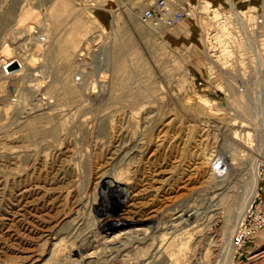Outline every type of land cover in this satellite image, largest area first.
Listing matches in <instances>:
<instances>
[{"label":"rangeland","instance_id":"1","mask_svg":"<svg viewBox=\"0 0 264 264\" xmlns=\"http://www.w3.org/2000/svg\"><path fill=\"white\" fill-rule=\"evenodd\" d=\"M152 1L0 0V264H264V229L230 244L264 202V92L198 85L203 1L167 0L200 13L173 29Z\"/></svg>","mask_w":264,"mask_h":264},{"label":"built area","instance_id":"2","mask_svg":"<svg viewBox=\"0 0 264 264\" xmlns=\"http://www.w3.org/2000/svg\"><path fill=\"white\" fill-rule=\"evenodd\" d=\"M167 0H153L141 11L138 16L140 23L148 26H156L160 24L167 29H173L177 27L182 21L186 19H192L193 15L196 17L199 15V11L188 9L189 6L181 5V7L171 9L170 4L172 2H166ZM218 14V22L226 23L230 25V31L232 40L230 37L220 35L217 28L211 27L207 32L201 33V43L207 50L206 59L207 70L204 72L202 81H197L198 85L204 88V85L212 89V93L218 92L223 94L220 88H216L223 80L229 79L230 81H236L237 91L242 92L243 88H239V83L245 85L247 81L242 79L243 70L249 69V76H251L250 84L257 87L256 93L264 92V70L261 69L260 63L261 55L264 56V40L262 34V10H250L249 14L246 10H237L235 17H228L226 11L222 10H210ZM198 12V13H197ZM207 17V16H206ZM205 20H207L205 18ZM219 35H218V34ZM262 34V36H260ZM235 42L241 43L248 47L249 55L242 56L241 58L233 55L223 54L218 48L227 47V44ZM216 45L215 47H213ZM227 52V51H226ZM258 52V57L255 56ZM216 65V67H215ZM233 66L234 73H229L228 68ZM256 66V68H254ZM215 67V68H214ZM261 69V70H260ZM227 73V75H224ZM224 79V80H225ZM220 89V91L218 90ZM264 151V148H263ZM264 155V152H263ZM261 202L258 199H254L252 204L246 210L245 218L241 221L238 229L233 237H231L232 247L235 249L243 248L247 241L257 232L264 229V210L261 206Z\"/></svg>","mask_w":264,"mask_h":264},{"label":"bare ground","instance_id":"3","mask_svg":"<svg viewBox=\"0 0 264 264\" xmlns=\"http://www.w3.org/2000/svg\"><path fill=\"white\" fill-rule=\"evenodd\" d=\"M111 1H115V0H111ZM203 1V7L205 8V10H207V14L209 15V17H208V20H210V18H211V23H210V25H211V27H214L215 26V28H217L218 29V31L220 32V35H223V36H225V37H230V39L232 40L233 38H232V35H231V31H230V25H228V24H226V23H223V22H221V23H219L218 22V14L217 13H215V12H212V11H210V10H217L218 8H212V6H205L204 5V1L205 0H201V2ZM223 2H224V4L227 6V8H228V10H222V11H226V14H228V17H235V15H236V12L234 11V10H232L230 7H228V5H227V0H223ZM230 2H231V4H233L232 3V1L230 0ZM149 5V4H148ZM201 5V3L198 5V8L199 9H201L200 6ZM197 6V5H196ZM249 6H251V5H249ZM263 6H264V0H263ZM214 7V6H213ZM196 8V7H195ZM212 8V9H211ZM235 9H236V7H235ZM219 10V9H218ZM260 10H262L261 8H260ZM249 11L250 10H246V13L247 14H249ZM262 12H263V10H262ZM216 17V18H215ZM213 18H214V20H213ZM262 21H263V25H262V28H263V26H264V20H263V13H262ZM159 26H161L160 24H158V25H156V26H153V27H159ZM261 28V29H262ZM218 34V33H217ZM219 35V34H218ZM237 45H239V46H246L245 44L244 45H242L241 43H235V42H231V43H229V44H227V47H220V48H218V50L220 51V52H223L224 50H226L225 52H223V54H225V56H227V55H233V56H237V57H239V58H241L242 56H244L245 54H246V51H247V53L249 52L247 49H248V47L246 46L245 47V49H242V50H240V51H238V49L236 50V46ZM216 45H214L213 47H215ZM237 53H236V52ZM249 55V53L248 54H246V56H248ZM257 57V56H256ZM1 63L2 64H4V61H2L1 60ZM17 64L16 65V68H12V69H9L10 68V66L12 65V64ZM212 63H210V65H211ZM17 66H18V69H17ZM215 67H216V65H215ZM214 67V68H215ZM260 67H261V65H260ZM5 68H6V74H8V75H10V74H13V73H16V72H19L20 70H21V66H20V64L16 61V60H12L11 62H9L8 64H6L5 65ZM254 68H256V66L254 67ZM261 69H263L264 70V64H263V66L261 67ZM260 69V70H261ZM12 72H11V71ZM10 71V72H9ZM239 88H243V90H242V92H238L239 94H242V93H244L245 91V89H244V85L243 84H240L239 83ZM236 89H237V87H236ZM263 99V98H262ZM263 139V138H262ZM260 145H262L260 148H259V151L258 152H256V154H255V161H253L254 162V164L252 165V167H253V170L257 173V168H258V165H257V159H262L263 160V163H262V165H264V155H263V148H264V139L263 140H260ZM260 155V156H259ZM221 159L220 158H217L216 159V161H215V163H216V167L217 168H219V169H216L215 170V172L213 173L215 176H220V175H222L223 173H224V171H223V169H222V165H220L219 164V161H220ZM222 163V162H221ZM262 168H264L263 166H262ZM105 185V184H104ZM106 185H108V186H110V185H114V183H112V181L111 182H109V183H107ZM107 187V186H106ZM115 188L117 187V186H114ZM113 190V189H112ZM115 190V189H114ZM258 198V196H256L255 198H253L250 202H249V205L247 206V208H246V210L249 208V206L252 204V202L254 201V199H257ZM260 202H261V200L260 199H258ZM262 204H261V206L263 207V210H264V202H261ZM246 210H245V212H246ZM244 212V214H243V216L241 217V219H240V222H239V224H238V226H237V228H236V230L238 229V227H239V225H240V223H241V221L245 218V215H246V213ZM118 223V224H116L118 227H121V226H125V225H127L128 223H125L124 222V219H120V220H116L115 221V223ZM236 230L234 231V233H233V235L235 234V232H236ZM262 231V230H261ZM261 231H259V232H257L256 234H254L253 236H255V235H257V234H259ZM233 235H232V237H233ZM252 236V237H253ZM251 237V238H252ZM230 244H231V247H232V242L230 241ZM233 248V247H232ZM234 250H235V248H233Z\"/></svg>","mask_w":264,"mask_h":264},{"label":"crops","instance_id":"4","mask_svg":"<svg viewBox=\"0 0 264 264\" xmlns=\"http://www.w3.org/2000/svg\"><path fill=\"white\" fill-rule=\"evenodd\" d=\"M190 1V2H189ZM192 0H188V2L189 3H192L191 2ZM232 1V3L233 4H231V2H230V0H227V5H228V7H230L232 10H234V11H237L236 9H235V7H240V8H242L243 6H244V4H246V8L244 9V10H250V9H255V10H258V8H260V7H254L253 5H254V2L256 1V0H231ZM217 2H218V0H217ZM251 4V6H249ZM93 5V4H92ZM204 5L205 6H212V8H215V7H213L214 5H213V3H211V2H207L206 0L204 1ZM235 5V6H234ZM102 6V5H101ZM211 8V9H212ZM108 9H106V10H104V11H106L107 13H110L109 12V10L107 11ZM205 12H206V10H204ZM114 14V15H113ZM115 15H116V12H114V11H112V17H113V20H112V22L114 21V17H115ZM241 48H242V46H240ZM246 47V46H245ZM257 54H258V52H256ZM257 54H255V56H257ZM258 57V56H257Z\"/></svg>","mask_w":264,"mask_h":264},{"label":"water","instance_id":"5","mask_svg":"<svg viewBox=\"0 0 264 264\" xmlns=\"http://www.w3.org/2000/svg\"><path fill=\"white\" fill-rule=\"evenodd\" d=\"M15 67H16V65L12 64L9 69H12V68L14 69Z\"/></svg>","mask_w":264,"mask_h":264}]
</instances>
